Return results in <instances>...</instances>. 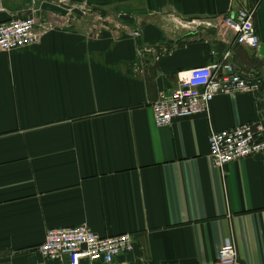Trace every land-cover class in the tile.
I'll return each instance as SVG.
<instances>
[{
  "label": "crops",
  "instance_id": "obj_1",
  "mask_svg": "<svg viewBox=\"0 0 264 264\" xmlns=\"http://www.w3.org/2000/svg\"><path fill=\"white\" fill-rule=\"evenodd\" d=\"M68 1L82 9L49 29L67 15L59 0H0V23L34 16L44 32L0 52V264H72L39 248L83 225L132 236L115 264H217L231 245L240 264H264V153L218 170L209 142L264 122V0ZM240 10H255L256 50L226 23ZM228 51L262 89L158 127L159 95Z\"/></svg>",
  "mask_w": 264,
  "mask_h": 264
},
{
  "label": "built area",
  "instance_id": "obj_2",
  "mask_svg": "<svg viewBox=\"0 0 264 264\" xmlns=\"http://www.w3.org/2000/svg\"><path fill=\"white\" fill-rule=\"evenodd\" d=\"M58 6L67 12L66 16H57L55 24H66L77 9L68 0H59ZM255 10H240L237 17L228 18L226 23L236 33V46L252 50L258 49L260 42L254 26ZM34 16L15 18L0 23V52L10 53L34 46L39 43L44 32L38 31ZM48 31V29H44ZM140 37V32L132 33ZM231 51L224 60L209 67L196 68L178 77L176 88L172 92H162L153 106L155 123L158 127L170 126L175 119L192 118L197 115L211 114V104L219 95L237 93H256L262 89L260 81L249 79L230 62ZM211 161L215 168H224L252 156L264 153V122L247 123L231 130L210 135ZM131 235L122 234L100 237L89 227L83 225L74 228L51 229L39 252L51 261L70 259L72 264L86 261L90 264H115L121 256L134 251ZM217 264H240L236 247L231 245L221 250Z\"/></svg>",
  "mask_w": 264,
  "mask_h": 264
},
{
  "label": "rangeland",
  "instance_id": "obj_3",
  "mask_svg": "<svg viewBox=\"0 0 264 264\" xmlns=\"http://www.w3.org/2000/svg\"><path fill=\"white\" fill-rule=\"evenodd\" d=\"M237 249V248H236Z\"/></svg>",
  "mask_w": 264,
  "mask_h": 264
}]
</instances>
